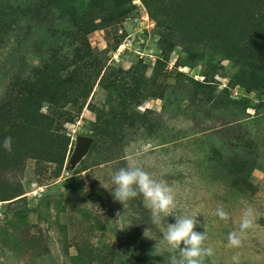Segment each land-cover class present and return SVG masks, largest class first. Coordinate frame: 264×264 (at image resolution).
<instances>
[{
  "label": "rangeland",
  "instance_id": "1",
  "mask_svg": "<svg viewBox=\"0 0 264 264\" xmlns=\"http://www.w3.org/2000/svg\"><path fill=\"white\" fill-rule=\"evenodd\" d=\"M23 1L38 0H0ZM56 2L39 28L13 24L0 40V101L36 70L43 91L32 120L0 134V264H170L160 241L175 216L158 227L142 195L124 207L108 189L129 163L174 188L176 215L197 216L214 250L205 264H264V161L238 191L210 171L196 133L264 101L240 74L264 72V0ZM249 207L254 226L231 247Z\"/></svg>",
  "mask_w": 264,
  "mask_h": 264
},
{
  "label": "trees",
  "instance_id": "2",
  "mask_svg": "<svg viewBox=\"0 0 264 264\" xmlns=\"http://www.w3.org/2000/svg\"><path fill=\"white\" fill-rule=\"evenodd\" d=\"M45 2V3H42ZM52 2L57 8L56 0H38L34 2L9 3L0 2V40L8 38V30L13 24L23 23L18 30L23 33L27 29L39 28L47 19L48 4ZM47 33L57 38L56 29L47 26ZM240 74L245 77L252 89L264 87V72L260 68L246 66ZM42 70H36L33 75L21 76L15 80L12 92L0 101V116L3 117L0 134L5 130L19 128L27 117L32 120L36 115L38 101L43 91L37 86L40 82ZM38 75L37 78H35ZM85 90V89H84ZM254 113L245 118L228 121L217 126L202 128L199 132L205 135L203 142L207 146L208 168L216 172L218 178L224 180L228 186L238 191H252L251 174L260 169L264 161V101L253 107ZM195 113L194 111H192ZM194 127H197L193 124ZM235 190V191H236Z\"/></svg>",
  "mask_w": 264,
  "mask_h": 264
},
{
  "label": "clouds",
  "instance_id": "3",
  "mask_svg": "<svg viewBox=\"0 0 264 264\" xmlns=\"http://www.w3.org/2000/svg\"><path fill=\"white\" fill-rule=\"evenodd\" d=\"M12 137H5L2 147L12 151ZM112 195L114 199L124 205L129 200L143 196L144 206L150 210L152 223L161 226L164 218L175 216V223H167L163 229V243L166 250L171 252L170 264H205L206 258L214 255V250L205 245L208 239L207 231L198 232L196 227L199 223L197 216L176 215L178 202L176 193L165 180L157 179L154 174L149 173L143 167L129 163L126 167L119 168L112 175ZM121 213L117 215L120 217ZM220 219L228 220L229 214L218 207L215 213ZM255 211L251 207L243 212L239 230L232 231L228 235L231 247L240 248L248 230L254 226ZM130 227V226H129ZM145 231V236H147ZM148 237V236H147ZM183 245V246H182ZM234 264H239V257H232Z\"/></svg>",
  "mask_w": 264,
  "mask_h": 264
},
{
  "label": "water",
  "instance_id": "4",
  "mask_svg": "<svg viewBox=\"0 0 264 264\" xmlns=\"http://www.w3.org/2000/svg\"><path fill=\"white\" fill-rule=\"evenodd\" d=\"M78 144L82 148L83 151H86L90 145L92 144V139L91 138H86V137H80L77 140Z\"/></svg>",
  "mask_w": 264,
  "mask_h": 264
}]
</instances>
